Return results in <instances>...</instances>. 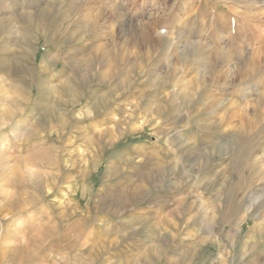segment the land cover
I'll return each mask as SVG.
<instances>
[{"label":"rangeland","instance_id":"obj_1","mask_svg":"<svg viewBox=\"0 0 264 264\" xmlns=\"http://www.w3.org/2000/svg\"><path fill=\"white\" fill-rule=\"evenodd\" d=\"M7 263L264 264V0H0Z\"/></svg>","mask_w":264,"mask_h":264},{"label":"bare ground","instance_id":"obj_2","mask_svg":"<svg viewBox=\"0 0 264 264\" xmlns=\"http://www.w3.org/2000/svg\"><path fill=\"white\" fill-rule=\"evenodd\" d=\"M222 53H219L218 55H221ZM238 54V53H237ZM240 55V54H239ZM223 56V55H222ZM239 56H237V58H238ZM223 58H225V59H223ZM240 58V57H239ZM222 60V61H225V60H227L226 59V57H220L219 59L217 58V60ZM241 59V58H240ZM229 60H231V59H229ZM239 60V59H238ZM254 60V59H253ZM251 61V60H250ZM228 62V61H227ZM252 62V61H251ZM253 64H257V62L256 61H253L252 62ZM251 63V64H252ZM241 73V72H240ZM9 200V199H8ZM32 206V205H31ZM23 208V207H22ZM46 225H48V223H46ZM53 227V226H52ZM51 228V227H50ZM38 231V230H37ZM83 233V229L81 228V224L79 223V222H75V223H72L71 225H67V226H65L64 227V229L62 230V232H61V234H60V236L62 237V238H64L65 240H67L68 241V243L72 246V245H74L77 241H78V239H79V237H80V235ZM39 235V234H38ZM74 236V237H73ZM75 237L77 238V239H75ZM28 247H15V248H13V249H11L10 251H9V254L11 255V256H13V257H23L25 260H26V258L28 257ZM8 264V263H7Z\"/></svg>","mask_w":264,"mask_h":264}]
</instances>
